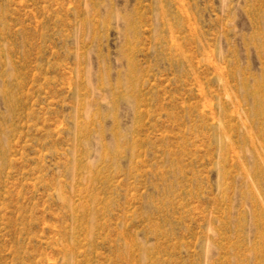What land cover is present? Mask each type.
Masks as SVG:
<instances>
[{
    "label": "rangeland",
    "instance_id": "obj_1",
    "mask_svg": "<svg viewBox=\"0 0 264 264\" xmlns=\"http://www.w3.org/2000/svg\"><path fill=\"white\" fill-rule=\"evenodd\" d=\"M0 264H264V0H0Z\"/></svg>",
    "mask_w": 264,
    "mask_h": 264
}]
</instances>
